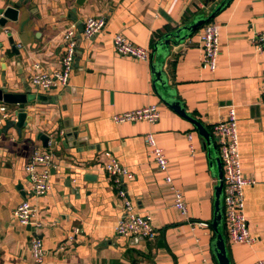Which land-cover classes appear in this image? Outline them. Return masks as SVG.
Segmentation results:
<instances>
[{
    "label": "crops",
    "instance_id": "obj_1",
    "mask_svg": "<svg viewBox=\"0 0 264 264\" xmlns=\"http://www.w3.org/2000/svg\"><path fill=\"white\" fill-rule=\"evenodd\" d=\"M220 1L24 0L16 20L0 26V86L6 83L15 93L28 90L30 99L21 128L9 126L17 120V107L0 102V264H217L211 247L216 151L189 120L157 97L151 73L156 61L163 62L175 100L209 134L228 108L235 110L241 171L254 182L243 190L253 241L227 242V252L231 264L264 262V52L254 44L264 27L262 0H230L210 21L219 28L220 39L213 72L202 66L200 30L170 44L163 60L150 52L156 40L209 16ZM5 3L19 0H0V8ZM88 17L105 19L103 31L90 39L82 34ZM71 25L76 27L77 51L68 84L43 91L30 75L35 65L48 74L59 70L62 34ZM115 34L145 48L146 59L119 55L112 42ZM147 106L159 111L154 124L112 121L113 115ZM148 133L163 150L167 173L183 193L185 216L173 207L172 192L152 162ZM39 134L48 137L47 148ZM35 150L53 154L51 189L41 196L29 191L24 171ZM106 154L131 174L122 178L121 187L135 211L151 218L155 239L116 235L124 206L112 178L100 170L109 162ZM23 201L33 206L41 224L36 232L44 250L39 261L29 247L34 231L12 213Z\"/></svg>",
    "mask_w": 264,
    "mask_h": 264
},
{
    "label": "built area",
    "instance_id": "obj_2",
    "mask_svg": "<svg viewBox=\"0 0 264 264\" xmlns=\"http://www.w3.org/2000/svg\"><path fill=\"white\" fill-rule=\"evenodd\" d=\"M264 4V0H262ZM104 18L88 17L83 22V36L86 39L96 37L103 31ZM199 45L202 51V66L213 72L216 69L217 58L220 54L219 28L212 23L204 24L200 29ZM64 53L59 70L48 74L40 70L38 65L30 75L31 83L43 91L63 89L68 84V79L74 67L77 51L76 27L71 25L63 32ZM115 51L122 56L138 60L146 59L148 51L133 45L124 35L115 34L112 39ZM256 50L264 52V27L254 38ZM264 102V80H263ZM159 111L157 106L142 107L137 110L116 114L112 116L115 124L146 122L154 124L158 121ZM212 141L217 148L222 166V216L227 242L231 245H249L253 239L249 233L244 213V187L253 184L243 176L239 158L238 134L235 110L230 107L225 118L212 126ZM191 139V136H188ZM145 142L150 149L152 162L156 170L163 174L164 183L170 188L173 195V207L183 216L186 215V206L182 191L174 186L168 172V161L152 134L145 135ZM109 162L100 167L113 180L119 198L123 201L124 210L115 224V233L119 237L143 238L153 240L157 236L151 218L135 211L125 191L122 189V178H130L129 171L115 158L106 154ZM53 167V154L50 151L35 150L32 152L24 171L28 176L29 191L34 196L47 194L50 189V169ZM13 216L22 226H29L34 231L30 240L32 256L39 261L44 253L41 241L36 232L40 227L36 220V210L28 201H23L13 210ZM203 225V224H202ZM206 226V224H204ZM70 240L72 237L69 238ZM257 264H264L259 261Z\"/></svg>",
    "mask_w": 264,
    "mask_h": 264
},
{
    "label": "water",
    "instance_id": "obj_3",
    "mask_svg": "<svg viewBox=\"0 0 264 264\" xmlns=\"http://www.w3.org/2000/svg\"><path fill=\"white\" fill-rule=\"evenodd\" d=\"M24 0H19L18 3H5L8 4L6 7L0 8V26H4L8 20L15 21L17 18L18 9L20 4ZM230 0H221L218 4L217 8L207 17L201 18L198 20L193 21L191 24H186L181 26L180 28L176 29L175 32L172 34H167L163 36L157 43L154 44L152 49L151 57L153 58L154 54L161 55V59L165 57L166 53L168 52L169 45L174 44L178 45L179 43L183 42L185 39L192 36L195 32H197L205 23L210 22L216 15L224 8L225 5L229 3ZM79 5V4H78ZM13 44V41L11 40ZM12 50L18 53L15 46H13ZM151 73L153 76V85L155 89V93L157 97L168 107H170L173 111L177 114L182 116L183 118L189 120L195 128L198 130L200 136L204 139L205 145L209 147L212 143V147L214 148L216 153L213 159L217 164L218 170V184L215 188L214 194V216L211 222V227L215 233V238L212 241L211 247L214 254V257L217 261V264H231L228 252H227V243L224 236L219 231V228L222 226L223 223V216H222V190H223V180H222V166L220 162V158L217 152V148L212 141V136L209 132L203 127V125L194 118H191L185 111L182 103L180 101L175 100L173 91H169L167 88V79L163 72V62H154L151 65ZM160 87L161 90L158 89ZM27 93L29 91L27 90ZM27 93H15L10 92L9 87L7 84L3 83L0 86V102L7 104V105H14L17 107V120L16 122H10L9 126H15L21 128L25 125L26 119V111L25 108L29 104V98ZM72 135L71 131L67 132V136ZM39 139L42 141L43 146L47 148L48 145V137L39 134ZM211 156V155H210ZM143 240V238H140Z\"/></svg>",
    "mask_w": 264,
    "mask_h": 264
},
{
    "label": "trees",
    "instance_id": "obj_4",
    "mask_svg": "<svg viewBox=\"0 0 264 264\" xmlns=\"http://www.w3.org/2000/svg\"><path fill=\"white\" fill-rule=\"evenodd\" d=\"M207 23H210V22H207ZM207 23H205V24H207ZM175 32V31H174ZM161 39V38H160ZM159 39V40H160ZM159 40H156L154 43H153V46H154V44L155 43H157ZM153 46H152V48H151V54H152V49H153ZM155 55L157 56V57H159V55L158 54H154V56H153V58L155 57ZM219 231L221 232V234L224 236V238H225V240H226V243H227V238H226V234H225V231H224V225H223V223H222V226L219 228ZM215 238V237H214Z\"/></svg>",
    "mask_w": 264,
    "mask_h": 264
}]
</instances>
